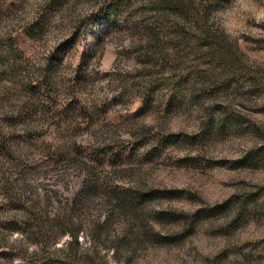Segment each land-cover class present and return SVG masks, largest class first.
Returning a JSON list of instances; mask_svg holds the SVG:
<instances>
[{
	"label": "rangeland",
	"instance_id": "rangeland-1",
	"mask_svg": "<svg viewBox=\"0 0 264 264\" xmlns=\"http://www.w3.org/2000/svg\"><path fill=\"white\" fill-rule=\"evenodd\" d=\"M180 1L0 0V120L35 133L0 205L15 182L80 233L61 251L0 206V264H264V0Z\"/></svg>",
	"mask_w": 264,
	"mask_h": 264
},
{
	"label": "trees",
	"instance_id": "trees-1",
	"mask_svg": "<svg viewBox=\"0 0 264 264\" xmlns=\"http://www.w3.org/2000/svg\"><path fill=\"white\" fill-rule=\"evenodd\" d=\"M163 1L167 8L178 11L182 10L184 12L183 10L184 3L181 4L180 0H163ZM192 1L193 0H191V2ZM190 7L189 9H191ZM32 120L33 119L28 116L11 117L6 121L7 127H4V124L6 122L4 123L3 121L0 120V154L1 155L7 158H12L14 153L21 152L19 145L24 139V137L31 138V136L35 134L32 131V128L34 126L31 123ZM80 153L82 155V150L80 151ZM103 157H105L104 153H103ZM96 162H98V160L95 161L90 160L89 162L86 163V166L90 169H93L95 167ZM20 167L21 166H19L18 168ZM25 167L27 166L22 164L21 169ZM1 179L2 180L4 179V174L2 175ZM16 184L17 183L15 182H8L4 184L2 187V192L4 195H3L2 204L0 206H1V210L3 211V213H5L6 216L5 222L3 223L5 228L11 231L21 230L22 232H26V234H28L29 236L32 234L43 236L45 232L50 231L51 233L55 234L51 241H45L46 243L49 242L50 245L57 244V242L59 241L58 234H65L69 232L71 239L69 242L66 243V247L61 249V251L69 248V246L74 247L80 245L79 231L74 232L70 229V218L68 217V213H67L68 207L67 208H65V206L61 207L62 209L59 211L58 215L55 218L46 217L41 213L42 208L40 206L41 199L44 200V198H39L40 200L39 202L38 198L31 199L30 197H27L26 194L28 193V191L26 188L22 190L23 195L19 196L15 192ZM98 184H99L98 180L96 181L94 180L91 183H88L83 193L86 196H88L87 192L89 193V190H93V189L95 190V187L99 186ZM148 194L149 193L147 191L139 190L136 193L134 192L123 193L122 196L126 198L128 205H133L136 201L146 198ZM77 198L81 199L80 196H78ZM44 202L47 204L49 203L51 204L53 202V198H51L49 195H46ZM108 221H109V216L103 219V221H100V223L97 225L98 229L106 226ZM44 245L45 243L40 241L39 246L41 249H45ZM46 264H63V263L62 261L59 260L56 262L46 263Z\"/></svg>",
	"mask_w": 264,
	"mask_h": 264
}]
</instances>
